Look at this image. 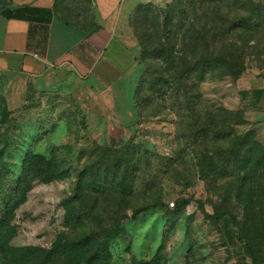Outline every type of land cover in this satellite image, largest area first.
<instances>
[{
  "label": "rangeland",
  "instance_id": "obj_1",
  "mask_svg": "<svg viewBox=\"0 0 264 264\" xmlns=\"http://www.w3.org/2000/svg\"><path fill=\"white\" fill-rule=\"evenodd\" d=\"M116 30L98 80L0 84L16 264H264V0H133Z\"/></svg>",
  "mask_w": 264,
  "mask_h": 264
},
{
  "label": "crops",
  "instance_id": "obj_2",
  "mask_svg": "<svg viewBox=\"0 0 264 264\" xmlns=\"http://www.w3.org/2000/svg\"><path fill=\"white\" fill-rule=\"evenodd\" d=\"M132 2L0 0V84L9 105H21L29 83L40 84L48 70L98 80ZM260 111L256 118L264 120Z\"/></svg>",
  "mask_w": 264,
  "mask_h": 264
},
{
  "label": "trees",
  "instance_id": "obj_3",
  "mask_svg": "<svg viewBox=\"0 0 264 264\" xmlns=\"http://www.w3.org/2000/svg\"><path fill=\"white\" fill-rule=\"evenodd\" d=\"M20 203H21V201H18L17 203H14L13 205H8L9 204L8 203L7 205H5V207H2L3 210H6V213H5V218L0 219V258H1L2 262L3 261L6 262L5 264H13V262L16 264L15 259L17 257V255H16V251L17 250L13 249V248L7 246V244H5V241H4L5 231H3V230H4V226H7V223L9 221V219H10V218L9 219L7 218V214L9 215V212L14 210V208H16V206H18ZM160 205L161 206H165V204H163V203H160ZM211 219L219 220L220 216L211 215ZM90 239H91L90 237H87L85 239V244H88ZM8 241H9V239H8ZM25 250H28V249H25ZM98 254H99V256L102 254L103 255L102 258L106 259L104 254L102 253V250H98L96 255H98ZM96 257L97 256H95V257L92 256L90 258H87L86 260L84 259L85 262L83 264H94V262L97 259ZM49 261H50V259H46L45 263L47 264V262H49ZM103 261L107 262V259H106V261L105 260H103Z\"/></svg>",
  "mask_w": 264,
  "mask_h": 264
},
{
  "label": "built area",
  "instance_id": "obj_4",
  "mask_svg": "<svg viewBox=\"0 0 264 264\" xmlns=\"http://www.w3.org/2000/svg\"><path fill=\"white\" fill-rule=\"evenodd\" d=\"M175 205V203H172V206H174Z\"/></svg>",
  "mask_w": 264,
  "mask_h": 264
}]
</instances>
